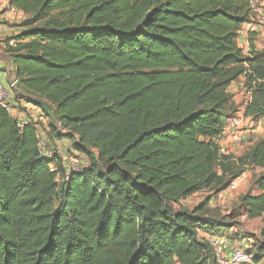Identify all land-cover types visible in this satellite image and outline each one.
Instances as JSON below:
<instances>
[{"label":"trees","instance_id":"1","mask_svg":"<svg viewBox=\"0 0 264 264\" xmlns=\"http://www.w3.org/2000/svg\"><path fill=\"white\" fill-rule=\"evenodd\" d=\"M10 5L26 15L22 27L34 23L6 49L16 87L49 102L52 110L31 101L59 127L51 117L47 127L20 126L0 106V264H217L198 237L228 229L210 195L190 209L173 205L225 190L247 166L260 173L239 204L262 220L260 262L264 138L236 161L218 143L228 87L240 77L251 92L244 115L264 119V50L245 54L236 40L252 17L249 0ZM37 124L51 158L41 155ZM54 139L88 164L67 169Z\"/></svg>","mask_w":264,"mask_h":264},{"label":"crops","instance_id":"2","mask_svg":"<svg viewBox=\"0 0 264 264\" xmlns=\"http://www.w3.org/2000/svg\"><path fill=\"white\" fill-rule=\"evenodd\" d=\"M11 0H6V2L10 3ZM260 14L262 15L264 19V0H261V10ZM26 18V15L22 13L21 11L17 12H11L8 8H4L0 12V81L4 84H6L10 79L15 77V67L14 64L11 60V57L9 53L7 52V46H13L16 42L17 39L16 37L18 34H20L23 31V27L21 25L22 20ZM237 45L242 49L243 53L247 54L252 48L254 50L260 51L264 50V23L258 24V23H246L242 26L240 31L238 32L237 35ZM243 77H240L237 81L232 82L230 86L228 87L230 89V95H231V100L230 104L235 106L240 102V99L234 95L235 92V87L239 82H241ZM15 93L21 97L22 99H15V104H16V109L14 112V116H16L17 119L24 123L28 122H33V123H41L44 124H49V118L51 117L52 121V112L51 116H48L47 114L44 113L42 108H40L37 105H34L33 102L34 100H38L37 97L33 94L25 92L19 85L15 88ZM14 95V92H13ZM38 101H41L43 104L46 106L50 107V109H53V106L47 102L44 99H39ZM234 109V107H233ZM263 122V119L257 121L256 124L259 123L261 125ZM38 133L40 135H43L44 138H46V135L42 133V129L40 126H38ZM260 128V126L258 127ZM255 134L256 137L261 136V132L259 129H257L253 135ZM56 145H58L60 142H65L68 140L61 139L57 140L54 139ZM69 144H71L70 141H68ZM221 153L225 155H230L234 161H236V158L238 157L239 151L241 150V147L248 145L249 142H245L242 146H234L232 144H228L224 141H218ZM70 150V148H67ZM247 150V149H246ZM231 159V160H232ZM252 170L251 167H246L244 171L247 172L248 178H251L250 176V171ZM245 186L239 187L237 190L239 192H242L244 190ZM236 190V191H237ZM257 190V189H256ZM238 192V191H237ZM237 192H232L227 190V188L219 193H216L214 196H211L208 202V207L209 209H219V212L221 215L218 217V220H221V218L224 216V212L222 209H225L228 205V202H232L231 200L234 198L233 196L237 194ZM243 193V192H242ZM252 193H257L252 191ZM215 197H218L219 201L215 200ZM236 198V197H235ZM188 199L183 200L184 202H188ZM230 200V201H229ZM234 200V199H233ZM180 204L183 206L184 204L182 201ZM187 205V204H186ZM196 205V204H195ZM176 207L173 205V208ZM192 208V207H191ZM217 211V210H216ZM262 227V226H261ZM260 227V228H261ZM233 227L230 226V232L229 228L226 230V233L223 232L221 235H214L217 237L223 245V249L225 253H229L232 247L238 246L241 249H243L246 252H249L252 256H254V248H253V242L249 238L245 237L244 235H236L232 236L231 230ZM229 232V233H228ZM228 233V234H227ZM230 234V235H229ZM210 233L204 230H198V237L206 239ZM230 237V238H228ZM242 237V238H241ZM237 240H240V242H236ZM250 244L247 245V244ZM264 260V258H262Z\"/></svg>","mask_w":264,"mask_h":264},{"label":"built area","instance_id":"3","mask_svg":"<svg viewBox=\"0 0 264 264\" xmlns=\"http://www.w3.org/2000/svg\"><path fill=\"white\" fill-rule=\"evenodd\" d=\"M249 7L252 15L250 22L258 24L264 23V19L260 14L261 0H249ZM4 8H8L11 12L18 11L10 3L6 2V0H0V12ZM16 85V77L10 79L6 84L0 81V106L15 117L17 124L21 126L25 123L14 116L16 104L13 97V90L16 88ZM235 88L234 95L240 99V102L234 106L232 114L224 118L219 140L234 146H242L247 142L250 134H253L257 129L261 132V138H264V119L262 124L259 125L251 117L244 115L245 106L251 99V92L244 86L242 81ZM228 92L230 93L229 88ZM259 126L260 128H258ZM38 147L42 156L46 158L52 157V149L48 147L46 141L39 138ZM247 179L248 174L246 171H243L230 181L227 190L232 192L236 191L242 184L247 182ZM206 240L212 248L217 264H252V255L240 247H232L227 254L223 249L222 242L217 237L209 235Z\"/></svg>","mask_w":264,"mask_h":264},{"label":"rangeland","instance_id":"4","mask_svg":"<svg viewBox=\"0 0 264 264\" xmlns=\"http://www.w3.org/2000/svg\"><path fill=\"white\" fill-rule=\"evenodd\" d=\"M25 20H26V18L24 20H22V23L25 22ZM32 26H34V23L33 24L29 23L26 25L24 23L23 28L25 29V28L32 27ZM233 107L227 109L225 114L226 115L232 114ZM51 123L54 124L55 129H56V127L57 128L59 127V124H58L55 117L52 118ZM42 125H44V124H42ZM45 126L47 127V124H45ZM43 130L44 129H42V133L45 136V131H43ZM39 138L46 141L45 138L43 137V135L39 134ZM259 138H261V136L256 137L255 134L254 135L250 134V137H248V139H247V143L249 142V144L241 147V150L239 151V153L235 154V155H238V157H242L244 155L246 149L251 145V143H253L256 139H259ZM56 148H57L58 153L61 156L63 165L66 166L67 169H72V168L76 169V167H82V166L88 164V161L85 158L86 156L81 151H76V152L73 151L72 145L69 144L68 141L60 142ZM67 148H70V150ZM93 151L96 152V149H93ZM229 168H230V165H229ZM217 170L220 171V168H217ZM259 173H260L259 169H252L250 171L251 178H248L247 182L241 185L243 187L245 186V188L242 192H246L247 190H249V188L251 189L252 182L255 179V177H257L259 175ZM253 190H254V192L257 191L255 188H253L251 191H253ZM237 191H235V192H237L236 196L235 195L233 196L234 200L232 199L231 200L232 202H230V203L228 202L227 207L225 209H222V211L225 214L221 219H223L224 221H226L228 223L227 227L229 228V232H230V226L233 227L231 230L232 236L236 237V235L241 236V234H242L245 237L252 240L251 242H253V248H254V252H255L256 237L258 236L260 227L263 225V223H262L261 218L249 219L243 214V208L239 204V195L242 194V192H239V190H237ZM208 195H210V197H211V196H214L215 193L208 191L207 189L200 191V192L188 197L187 203L184 202L183 200H181L182 203L184 204L183 206L180 204L181 201L175 202L174 205L176 207H174V209H179L182 207H186V208L190 209L191 207H193L195 204H197L198 202L203 200ZM215 200L219 201L218 197H215ZM211 210L215 216L219 217L221 215V213L219 212V209H214V210L211 209ZM225 233H226V231H225ZM220 234H222V233H220ZM228 238H230V237H228ZM236 242H240V240H237ZM247 245L250 246L249 243ZM252 264H264V260H261L260 262L256 263L254 261V257L252 256Z\"/></svg>","mask_w":264,"mask_h":264}]
</instances>
